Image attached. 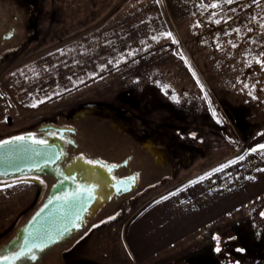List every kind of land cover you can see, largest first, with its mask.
Segmentation results:
<instances>
[{
  "label": "rangeland",
  "instance_id": "374dc122",
  "mask_svg": "<svg viewBox=\"0 0 264 264\" xmlns=\"http://www.w3.org/2000/svg\"><path fill=\"white\" fill-rule=\"evenodd\" d=\"M59 4V19L44 41L25 51L16 67L0 69V138L30 127L42 115L123 86L160 87L208 133L211 151L152 197L187 171L240 147V123L264 126V0ZM29 187L0 188V233L29 206ZM144 202L96 235L79 255L100 264H134L121 235ZM258 208L257 203L246 207L147 264H264V210Z\"/></svg>",
  "mask_w": 264,
  "mask_h": 264
},
{
  "label": "flooded vegetation",
  "instance_id": "af4514ba",
  "mask_svg": "<svg viewBox=\"0 0 264 264\" xmlns=\"http://www.w3.org/2000/svg\"><path fill=\"white\" fill-rule=\"evenodd\" d=\"M61 11L59 0H0V69L20 64ZM15 137L48 146L56 157L31 174L0 179V188L27 184L33 192L0 233V264H100L79 255L85 246L211 151L208 133L185 108L144 83L42 115L0 140ZM50 203L67 215V228L44 248L28 247L21 233Z\"/></svg>",
  "mask_w": 264,
  "mask_h": 264
},
{
  "label": "crops",
  "instance_id": "0c3cea01",
  "mask_svg": "<svg viewBox=\"0 0 264 264\" xmlns=\"http://www.w3.org/2000/svg\"><path fill=\"white\" fill-rule=\"evenodd\" d=\"M238 126L243 138L240 147L196 171H187L127 220L121 239L134 264L153 262L254 203L264 210V126Z\"/></svg>",
  "mask_w": 264,
  "mask_h": 264
},
{
  "label": "water",
  "instance_id": "95a60500",
  "mask_svg": "<svg viewBox=\"0 0 264 264\" xmlns=\"http://www.w3.org/2000/svg\"><path fill=\"white\" fill-rule=\"evenodd\" d=\"M55 157L56 152L50 147L34 144L26 137L2 139L0 179L31 174L52 164ZM55 206L58 205L47 204L22 231L20 236L28 247L44 248L55 242L67 228L69 218L60 210L55 211Z\"/></svg>",
  "mask_w": 264,
  "mask_h": 264
}]
</instances>
